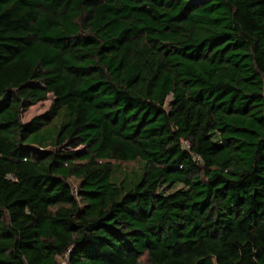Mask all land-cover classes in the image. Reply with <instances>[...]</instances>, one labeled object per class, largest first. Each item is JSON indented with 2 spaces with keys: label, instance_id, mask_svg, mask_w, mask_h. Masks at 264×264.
Returning <instances> with one entry per match:
<instances>
[{
  "label": "trees",
  "instance_id": "trees-1",
  "mask_svg": "<svg viewBox=\"0 0 264 264\" xmlns=\"http://www.w3.org/2000/svg\"><path fill=\"white\" fill-rule=\"evenodd\" d=\"M58 257L264 264V0H0V264Z\"/></svg>",
  "mask_w": 264,
  "mask_h": 264
},
{
  "label": "rangeland",
  "instance_id": "rangeland-1",
  "mask_svg": "<svg viewBox=\"0 0 264 264\" xmlns=\"http://www.w3.org/2000/svg\"><path fill=\"white\" fill-rule=\"evenodd\" d=\"M197 1H205V0H197ZM52 95H50V98L46 101L40 102L32 107H30L27 111L23 113V121L27 122L30 121L34 116L44 114L46 111H48L51 101H52ZM171 95H169L165 102V108L169 109V102L171 100ZM60 116L56 117L50 125H48L47 129L52 133L57 129L59 122H60ZM43 146L50 147V140L49 138L46 139V141L43 143ZM114 163V169H115V176L119 180L123 179L125 176L136 177L138 174H140L142 163L139 160L136 161H112ZM69 183L72 185L74 191L78 189L79 186V180L76 178H70ZM180 187V186H177ZM58 261L61 264L66 263V257H58Z\"/></svg>",
  "mask_w": 264,
  "mask_h": 264
}]
</instances>
